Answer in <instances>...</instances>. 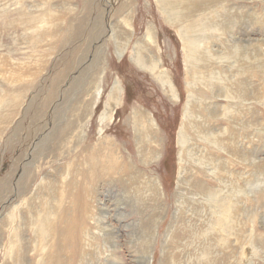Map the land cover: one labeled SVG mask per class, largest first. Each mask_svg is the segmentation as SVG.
Instances as JSON below:
<instances>
[{
  "label": "rangeland",
  "instance_id": "rangeland-1",
  "mask_svg": "<svg viewBox=\"0 0 264 264\" xmlns=\"http://www.w3.org/2000/svg\"><path fill=\"white\" fill-rule=\"evenodd\" d=\"M202 1L194 17L220 10V1ZM229 2L230 31L214 13V25L189 32L201 40L192 61L182 27L194 17L173 23L158 0H0V264H164L176 217L185 236L167 251L196 264L202 226L221 234L214 205L223 196L240 205L229 211L237 253L250 249V263L264 264V0ZM139 41L154 72L133 59ZM163 71L177 99L158 80ZM115 81L123 90L107 110ZM245 82L258 98L241 97ZM137 112L154 122L146 136ZM122 162L126 170L107 172ZM143 221L152 223L146 239ZM215 233L212 248L225 249Z\"/></svg>",
  "mask_w": 264,
  "mask_h": 264
},
{
  "label": "bare ground",
  "instance_id": "bare-ground-1",
  "mask_svg": "<svg viewBox=\"0 0 264 264\" xmlns=\"http://www.w3.org/2000/svg\"><path fill=\"white\" fill-rule=\"evenodd\" d=\"M159 1V3H160V5L162 6V8H163V10L166 12V14L168 15V18H170V20L173 22V23H175V22H178V21H180L181 19H183L184 17H186V15H191V14H193L194 13V11H196L198 8H200L202 5H203V1L202 0H158ZM219 1H220V5H218L219 6V9L220 10H218V7H216L215 9H213V10H210L208 13H207V16H203V15H199V17H194V15H191V17H194L193 18V21L189 24H187V26H184V27H182V30H184V32H188L187 34L188 35H185V39H186V43L188 44V45H191V46H194V50L191 48V50H189V51H187V53H188V56H189V58H193V59H191L192 61L193 60H195V54H194V52L196 51L195 50V46H196V44H197V42L199 43L201 40H198L197 39V37L195 36V34L194 35H191L189 32H194V30L196 31V29L197 28H203V27H205V26H212V25H214L210 20H209V17H208V15L209 14H211V15H213L214 13H216V14H218L219 16H223L224 15V17L227 19V21L226 22H223L222 23V29H225V30H229L230 31V28L232 29L233 27H234V24H235V22H236V18H235V15H234V13L233 12H236V9H234V8H229L228 7V5H229V3H232V2H229L230 0H225L224 1V3L222 2L223 0H216V2L217 3H219ZM232 5V4H231ZM230 18V19H229ZM186 21H187V19H186ZM125 23H126V27H127V30L128 31H130L131 32V30L133 31V27H132V25H131V23L129 22V20L128 19H125ZM196 23L198 24L197 26H195L196 25ZM126 30V29H125ZM189 36V37H188ZM149 37L151 38L152 37V35L149 33L148 34V36L146 37V41L149 39ZM144 39V38H143ZM144 40V41H145ZM207 39L204 37V35H203V40L202 41H206ZM149 41V40H148ZM138 43H140L139 44V50H135L136 51V53H135V55H134V61H136V64L137 65H139V66H141L142 68H146V69H149L150 71H152V72H154L155 71V69L157 68V66H158V64H157V62H155V60H154V62H152L151 64H146V62H145V60H144V55L142 54L143 52H142V49L141 48H143V47H145V46H143V44L141 43V41H139ZM137 43V44H138ZM145 44V43H144ZM135 45V44H134ZM147 45V44H146ZM239 48V47H238ZM233 49H237V47H234ZM124 51H125V48L123 49L122 48V50L120 51V55L121 54H123L124 53ZM195 53H197V52H195ZM235 53V52H234ZM227 56V55H226ZM196 68V67H195ZM251 68H252V66H251ZM157 73V72H156ZM237 74H239V75H241V73H237ZM238 75V76H239ZM157 78H158V80H160V82H161V84H162V87L167 91H169V93H172L173 94V97H174V99H177L178 97H179V95H178V92H177V89H176V87H175V85L173 84V81L169 78V76L167 75V73L165 72V71H163V72H160L158 75H157ZM245 84V86L242 84V86L241 87H243V95H241V97L244 99V100H246V101H250V99L252 100L253 98H258V96H257V94H255L256 92H253V87L251 86V85H249L247 82H245L244 83ZM122 88H121V85H120V83L118 82V81H115V83H114V86H113V88L111 89V94H110V97H109V102H108V104H107V110H110V109H113L115 106H117L118 104H119V102H118V99H119V95L121 94L120 92H122ZM98 92V95L100 94V92H101V90H99V91H97ZM171 94V95H172ZM228 96L229 95H226L225 97L228 99ZM224 97V96H223ZM230 97V96H229ZM233 102V101H232ZM219 104V103H218ZM226 104V103H225ZM230 105V104H229ZM228 105V106H229ZM232 106V105H231ZM230 106V107H231ZM228 109V108H227ZM247 110H248V112L250 113V106H248L247 107ZM230 112H231V110H230ZM229 112V113H230ZM247 112V111H246ZM247 112V113H248ZM188 114V113H187ZM232 114H234V113H232ZM226 115V114H225ZM225 115L223 116V117H225ZM248 116V115H247ZM107 117V111H105V113H104V115H103V117L102 118H106ZM245 118H247V117H245ZM106 120V119H105ZM104 120V121H105ZM134 121H135V127H136V129L137 130H139V132L141 133V134H143L144 136H146L147 134H148V132L146 131V128H150V126H149V124H152V125H154V122L150 119V118H143V116L141 117V115L137 112L136 114H135V117H134ZM224 132H227V128L224 130ZM220 133V132H219ZM220 135V134H219ZM183 137V130L180 132V137ZM231 136L234 138V136H233V134H231ZM180 139H183V138H180ZM150 141H152V139L150 140ZM184 141V140H183ZM182 142V141H181ZM227 147V146H226ZM224 149V148H223ZM248 150V149H247ZM149 152V154H151V158H156V156H155V154H156V152H157V149H153L152 147H151V149L148 151ZM246 152V151H245ZM246 155H248V154H246ZM245 155V156H246ZM249 156V155H248ZM247 159H248V157H246ZM249 162H250V157H249ZM247 161V160H246ZM128 165L129 164H127V163H124V162H122V163H120V164H118V165H112V164H110L109 165V169L107 170V172H111V171H113V170H120V171H124V170H126V168H128ZM132 168V167H131ZM114 172V171H113ZM118 172V171H117ZM115 175V174H114ZM183 177V173H182V171L180 172V178H182ZM157 182V181H156ZM134 187H135V185H134ZM151 188V187H150ZM239 193V192H238ZM206 195H207V199L208 200H216V192L214 191V190H207L206 191ZM226 198L227 197H225V196H223L222 198H220L219 200H217L216 202H215V205L214 206H217V209H215V211L214 212H216L217 213V223H215L216 225H217V227H218V225H219V227H220V233L221 234H219V236H217V234H218V232H217V234L214 232V230H212L213 228H211V227H209V226H207L206 225V227H204L203 228V226H202V234H201V231L198 233V235L199 234H201L202 236H201V238H200V240L201 241H203V242H201V244L203 243L204 244V246L203 247H205V248H201L202 249V252H201V257H199L198 259H197V261H196V264H251L250 263V259H251V257H253V255H251V253H253V252H250V249H243L244 251L243 252H241V250H242V248H241V250L239 251V252H241V254H238L237 253V250H239V249H237L236 248V242H238V239L239 238H237V234H236V230H235V217L237 216V214H234L233 215V217L231 218L230 217V214H229V211H230V206L233 204V206H235L236 207V210H240L239 209V207H240V205H239V203L238 202H236L235 200H234V198H230L229 200H228V202L230 203V205L229 206H227L224 202V200H226ZM142 199V198H141ZM119 201H121V199H119ZM250 201V200H249ZM220 203H224L223 205H226L224 208L223 207H221L219 204ZM249 203V202H248ZM250 205H251V203H250ZM203 206V205H202ZM248 206V205H247ZM259 206H260V204H259ZM102 207V206H101ZM201 207V206H200ZM212 207V206H211ZM254 207L255 206H253V208L252 209H254ZM182 208V207H181ZM205 208V207H204ZM244 208V210H245V207H243ZM185 209V208H184ZM183 209V210H184ZM201 209H203L202 207H201ZM179 210V212H180V209H178ZM200 210V209H199ZM213 210H214V208H213ZM207 212V211H206ZM213 212V211H212ZM244 212V211H243ZM247 211L245 210V213H244V216H246V214H247V216L249 215H252V214H255V213H253L254 212V210L252 211V213H246ZM207 213H209V212H207ZM152 214V216H151V219L153 220H155L156 219V213L155 212H153V213H151ZM229 214V215H228ZM178 216L180 215V213L179 214H177ZM211 215V211H210V214H209V216ZM226 215H228L227 217H226ZM236 215V216H235ZM208 216V217H209ZM211 216H215L213 213H212V215ZM243 216V217H244ZM255 216V215H254ZM207 217V216H206ZM174 218V217H173ZM238 218V217H237ZM245 218V217H244ZM248 218V217H247ZM247 218H245V219H243L242 218V220L243 221H246V219ZM264 218V217H263ZM202 218H200V220H201ZM204 219V218H203ZM213 219H215V218H212V220L211 221H213ZM248 219H251V218H248ZM254 219V218H253ZM149 220V219H148ZM207 220V219H206ZM205 220V221H206ZM208 220H209V218H208ZM207 220V221H208ZM237 221H238V219H236ZM239 220H240V217H239ZM242 220H240L241 222H242ZM48 221V215L46 216H43V218H41V220H40V223H39V227H38V233H39V235H41V236H45V235H47V229H45V222H47ZM198 222H199V220H197ZM239 221V222H240ZM251 221H252V219H251ZM187 222V221H186ZM191 222V221H190ZM202 222H204V221H201L200 223H202ZM239 222H237V226L236 227H238V226H240V223ZM178 223H179V219L176 217V220L174 221V224L172 223V225H171V227L168 229V232H167V236H166V239H165V241H164V246H163V253H162V262L164 263V264H189L190 262H192V261H183L182 260V258L178 255L179 253H181V252H179L180 250H178V251H174V250H170V251H167V249H168V247L170 246H168V241H169V239H172V238H176V239H178V240H180V238H183L184 236H185V230L182 228V227H179L180 229H178L177 227H178ZM183 220H182V222H180V226H183ZM194 223V222H193ZM205 223V222H204ZM211 223V222H210ZM214 223V222H213ZM238 223H239V225H238ZM252 223V222H251ZM254 223V222H253ZM152 223L151 222H149V221H143V223L141 224V231L143 232V236H144V234H145V239L147 238V237H150V236H152L153 234L151 233L152 232V225H151ZM196 224V223H195ZM215 224H213L214 226H216ZM242 224V223H241ZM188 225V224H187ZM212 225V226H213ZM244 225V228H245V224H243ZM251 225V224H250ZM189 226H191V225H189ZM192 226H193V224H192ZM205 226V225H204ZM255 226V225H254ZM197 227H198V223H197ZM218 227V228H219ZM196 228V227H195ZM200 228V227H199ZM239 228V227H238ZM241 228H243V226H241ZM240 228V229H241ZM248 228V227H247ZM247 228H245L244 229V231L246 232V229ZM250 228V227H249ZM183 229V230H182ZM192 229V228H191ZM112 228H110V226H109V224L107 225V235H111V233H112ZM248 230V229H247ZM251 230H252V228H251ZM189 232H190V234H191V231H190V229L188 230ZM194 231V230H193ZM215 231H218V230H215ZM240 231V230H239ZM253 231H254V229H253ZM253 231H252V235L254 234L253 233ZM63 232H64V229H63ZM197 232V231H196ZM212 232H213V235H214V233L216 234L215 235V237H217L218 238V241H219V243L221 244V246L222 247H225V249H221V248H217L218 250L220 249L221 251H218V250H214L213 248H212V239H211V242L209 241V235L210 234H212ZM242 232V231H241ZM241 232H239L240 234H241ZM244 232V233H245ZM36 233V232H35ZM72 233L74 234V232H73V230H72ZM71 232H70V234H72ZM188 233V232H187ZM72 234V235H73ZM148 234H150V236L148 235ZM239 234V235H240ZM247 233H245V234H243L244 235V237H246L245 235H246ZM75 235V234H74ZM184 235V236H183ZM248 235V234H247ZM252 235L251 234H249V237H252ZM187 236V235H186ZM189 236V235H188ZM253 236H255V235H253ZM257 236V235H256ZM258 236H259V234H258ZM258 236L257 237H255V238H258ZM195 237H196V235H195ZM203 237V238H202ZM239 237V236H238ZM249 237H247V239H249ZM264 237V236H263ZM260 238V237H259ZM261 238H262V236H261ZM191 239H194V238H191ZM240 239H241V241H242V238L240 237ZM252 239H253V237H252ZM196 240H197V237H196ZM195 240V241H196ZM199 240V241H200ZM255 240V239H254ZM258 240V239H257ZM263 240V239H262ZM261 239L259 240L261 243H264V241H262ZM182 241V240H181ZM191 241V240H190ZM240 241V242H241ZM244 241V240H243ZM243 241L241 242L242 244H243ZM248 241V240H247ZM107 242L109 243V244H111V245H114L113 244V242H112V239H110V238H107ZM172 242H174V241H172ZM171 242V243H172ZM250 242V241H249ZM248 242V243H249ZM259 242V243H260ZM170 243V244H171ZM185 243V242H184ZM188 243V242H187ZM200 243V242H199ZM236 243V244H235ZM254 243V242H253ZM256 243V242H255ZM174 245H175V243H173ZM194 244V243H193ZM202 244V245H203ZM246 244V243H245ZM250 244V243H249ZM173 245V246H174ZM239 245V244H238ZM241 245V244H240ZM239 245V246H240ZM255 245H257V244H255ZM190 246V245H189ZM189 246H187V248L189 247ZM214 247H215V244L213 245ZM242 246V245H241ZM252 245H250L249 247H251ZM260 245H258V246H254L255 248H257V247H259ZM180 247V246H179ZM183 247L184 246H182V248H180L181 250H183ZM202 247V246H201ZM172 248V247H171ZM216 248V247H215ZM260 248V247H259ZM264 248V247H263ZM184 249H186V248H184ZM257 250V249H256ZM261 250V248L257 251V252H259ZM10 251V250H9ZM9 251H8V253H9ZM185 251V250H184ZM264 251V250H263ZM13 252V251H12ZM215 252V253H214ZM255 252V251H254ZM261 252L262 251H260V254H261ZM182 253H184V252H182ZM237 254L240 256H238V258H240L239 259V261H240V263H238L239 261H237V258H236V256H237ZM255 254V253H254ZM12 255V254H11ZM10 255V256H11ZM256 256V255H255ZM259 256V255H258ZM257 257V256H256ZM259 259V258H258ZM264 260V259H263ZM177 261V263H175ZM253 264H254V262H253ZM261 264V263H260Z\"/></svg>",
  "mask_w": 264,
  "mask_h": 264
}]
</instances>
